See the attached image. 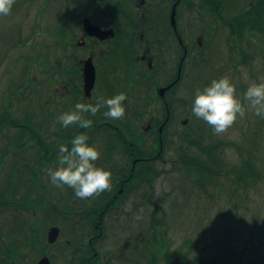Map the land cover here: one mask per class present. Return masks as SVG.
Wrapping results in <instances>:
<instances>
[{"label":"rangeland","instance_id":"obj_1","mask_svg":"<svg viewBox=\"0 0 264 264\" xmlns=\"http://www.w3.org/2000/svg\"><path fill=\"white\" fill-rule=\"evenodd\" d=\"M254 2L227 0L228 7L223 14L239 15ZM189 3L186 0L178 13V32L188 50L187 61L183 64L187 78L184 84L179 83L164 97L174 110L173 123L163 134V141L169 139L171 144L165 146L160 159L144 166L150 176L153 175L152 179L138 180L130 189L131 193L123 196L118 208L105 217L106 234L98 243L99 253L104 252L106 256L104 264H264V119L255 116L248 108L245 118L237 119L227 132L214 135L206 122L191 114L195 90L210 85L211 77H229L236 88L237 98L247 107L243 98L247 87L253 82L264 81V36L246 31L241 35V41L231 38L232 29L228 23L199 9L197 0H193L190 9ZM101 7L102 0H15L11 13L0 16V117L7 114L11 120L20 122L14 123L17 128L5 121L0 122V191L13 186L14 174L22 177L15 187L20 194L25 195L30 186L39 191L32 194V199L39 202V205L30 206L36 210L35 214L0 207V239L6 242L13 213L19 220L30 219L35 224L31 229L32 245L16 257V262L10 261L9 264H37L43 256L53 259V264H74L87 258H82L83 253H76L75 261L68 251L62 250L67 240H74L68 235L65 223V233H61L55 246L46 244L47 229L58 227L59 223L50 225L42 218V212L57 204L60 194L49 180V168L36 163L37 154L32 143L26 138L23 143H17V139L21 137L22 126L28 124L24 117L31 116L36 121L45 115L49 124L55 120L54 99L49 101L50 105L47 102L53 91L61 88V83L69 80L72 85L79 84L80 68L70 58V52L75 53V60L85 59V55L83 49L71 50V46L80 33L82 18H88L94 25L104 24ZM65 22L66 31L60 37L55 31ZM198 37L202 43L200 51L196 50ZM152 48L155 53L152 58H157L160 64L175 72L182 56L177 42L172 40L159 49ZM98 49L100 47L94 46L93 53ZM143 67L144 64H136L132 72L134 80L143 74ZM124 71L127 70L123 67L115 75L104 76L101 66L99 80L96 77L98 86L87 104L94 102L97 90L99 93L103 91L100 84L104 79L110 78L108 82L112 85L120 83L126 89L133 88L129 85L130 72L124 82ZM138 72L141 73L135 76ZM147 84L151 85V82ZM153 92V88L148 90L147 104L153 109L152 105L156 103V109H159L161 101L156 100ZM129 95L132 97V89ZM138 115L143 121L140 132L144 136V147L148 148L156 140L155 130L145 135L143 132H146L150 114L138 110ZM184 120L187 123L182 125ZM197 129L209 132L216 142H227V146L218 150L227 164L239 167L242 158L254 159L261 177L259 180L248 177L249 181H254L249 192L236 187L231 182L233 175L225 172L214 181L207 179L202 187H196L194 177L187 176L177 165L176 150L182 142L179 136H191L187 133ZM111 133L104 131V139ZM102 135L103 132L99 131L87 135L88 145L95 146L99 152L98 140ZM19 143L21 146L18 147ZM193 153L198 154L195 147ZM117 157L115 153L114 158ZM20 159L22 162L18 163ZM163 159L165 163L161 164ZM124 162L116 166L117 171L126 166ZM97 163L101 167L100 161ZM38 170V182L31 183L29 178ZM214 182L216 184L211 185ZM203 187L207 193L201 191ZM155 204L159 206L156 210ZM137 215L141 218L136 219ZM81 220L89 226L85 217ZM84 244V238L78 240L74 250H80Z\"/></svg>","mask_w":264,"mask_h":264},{"label":"trees","instance_id":"obj_2","mask_svg":"<svg viewBox=\"0 0 264 264\" xmlns=\"http://www.w3.org/2000/svg\"><path fill=\"white\" fill-rule=\"evenodd\" d=\"M186 0H182L181 5ZM189 3V9L192 6L193 0H188ZM197 5L199 6V9L203 10L207 14H211L212 17L215 19H221L229 24L230 28L232 29V32L229 33V36L231 38H235L238 41L242 40L241 35H243L246 31H249V33L252 35L254 33H259L264 36V0H255L254 3H251L247 9L244 11H240L241 14L237 15L233 14L230 16H226L223 14V10H225L228 7L227 0H197ZM157 12H152L153 21L155 23H158L156 20L157 16L155 15ZM66 22L64 24H61L58 27V30L55 31L56 35L60 36L63 35V33L66 31ZM131 24L134 23L131 21ZM176 25V22H175ZM155 28L150 27L148 30V33L154 32ZM238 33V34H233ZM264 38V37H263ZM148 39L150 40V46L155 45L157 48H159L162 44L165 42H160L159 37H156V34H151ZM174 42L176 43V40L173 38ZM118 49L114 51V55L111 56V58L114 60V64H111L109 61L108 64L105 65V69L107 71H111L114 68H117L119 61H123L125 65L128 67V64L132 62V58L127 57V55L130 53V37H118L116 40ZM201 48L196 47V50L200 51ZM188 54V50H187ZM246 58V57H245ZM246 60V59H245ZM244 61V59L241 61V63ZM160 63L158 61H154L153 68L151 71H146L145 73L141 74L140 77L137 80H134V86L133 88L140 92L147 83L151 82V85H154L155 81V87L160 88V86H167L172 84L176 80V71L175 72H167L166 76L162 78L161 80L158 78V69H159ZM182 76V83L184 84L186 81L185 77ZM213 80L214 77H211ZM128 80V75L125 76L124 82ZM170 83V84H169ZM178 83V82H177ZM177 83L171 88V90L177 86ZM74 89H72L73 91ZM170 90V91H171ZM111 98V95L108 94L105 97ZM52 96L48 100L47 104L50 105L49 101L52 100ZM84 103V98L82 97V93L80 91L73 92L72 99L69 101H62L60 104V109L56 107V118L64 112H69L73 109L74 105L77 103ZM43 103V102H42ZM40 104V103H39ZM95 103H93L94 105ZM125 107V117L123 120L119 119H109L103 115L105 111H107L106 108H101L100 111L95 115L91 116L88 113H84L83 115L87 119H91L93 121V124L90 128H81L77 125H71L68 128L62 127L56 120L51 122L50 124L45 120L41 121L42 119L34 121L33 117L26 116L24 117V120L27 121V125L22 126L21 128V137H18V142H22L24 138L26 140L28 139L29 142L32 143L37 158V163L41 166V164H44L47 160V154H49L50 151H55L53 154V159L55 163L57 164V157H58V150L57 147H59L61 144H64L71 148V140L72 138L79 134L84 133L88 135V132H101L102 129V122L107 120L108 123H110V126L112 123H115L118 127V130L112 129L110 126L104 127V131L112 132L109 134V137L107 136L104 139V148L101 153V157L105 158V163L110 165L111 161H114V154L122 156V161L127 159L129 162H131L133 159L137 157H142L146 155H159L163 154V150L167 144H171V141L168 139L165 142L163 141V137L158 136V131H155L156 140L151 143V145L148 148L144 147L143 142V134L140 132V129L142 128L143 121L140 119L138 115V110H135L133 107H127L126 104H123ZM164 111V109H163ZM166 113V111H164ZM166 115V114H164ZM53 116V114H52ZM113 120V121H112ZM9 123L10 125H14L13 128H17L14 123H20L19 121H15L14 119L11 120L7 114H4L0 117V122ZM169 122H173V118L168 120ZM44 122V123H43ZM56 122V125L53 127V124ZM162 127V126H161ZM200 127V126H199ZM44 128V129H43ZM47 129L51 131L50 134L45 133L43 134L44 130ZM116 132V133H115ZM187 134L191 135H181L179 136L180 140L182 141L181 144L178 146V149L176 150V156H177V165L186 172V175L189 177H194L193 181L195 186L202 187L204 182L207 179H209L211 182L214 181L216 178L221 177L223 172L225 174L233 175V178L231 182L236 185V187L240 186L243 187L244 191L249 192L250 187L253 186L254 181H249L248 177H252L253 179H258L261 177V170L258 169L255 165L254 159L249 157H244L241 159L240 166H232L230 164H227L222 157L218 154V150L223 146H227V142L222 143L220 141H215L211 139V134L207 132L204 129H197L196 131L188 132ZM194 136V138H193ZM19 143L18 147L21 146ZM23 143V142H22ZM194 147L198 150V154L193 153ZM193 149V150H191ZM201 155H204L206 157H201ZM153 161V160H152ZM22 162V160H18V163ZM98 160L95 162L96 166H98ZM145 161H139L136 164V168L140 165L142 169L146 172V174H143L140 176V180H146L150 181L152 176H150V171L145 170L144 165L146 163ZM100 166L102 167V162L100 161ZM37 164V165H38ZM38 165V166H39ZM226 169V170H224ZM228 169V170H227ZM111 172V183L112 188L110 191L103 192L104 195H107V200L110 202L108 203L107 211L104 213V216L107 217V215L113 211H115L118 208L119 203L118 200H121V196H117L116 198H113V194H118L119 186L121 184H124L122 182V179L125 178V176L128 174L126 171L122 174H119L116 168L109 169ZM39 176L32 174L29 178V181L31 183L38 182ZM132 179H137L136 176H132ZM12 180L14 181V184H12V187H7L3 189V191H0V207H3L4 209L10 210L15 209L16 212H24L28 215L35 214L36 210H32L30 208L31 205H34L39 202L32 199V194L38 193L39 191H36L29 187L28 192L25 195L20 194L18 191L15 190V187H18V182L22 180L21 174L19 175H13ZM216 183H212L211 185H215ZM40 185V184H39ZM21 188V185H19ZM214 187V186H213ZM61 191L66 192L69 194V197H72V199H76L77 206L83 205V202L86 201L85 199H78L76 198L73 189L71 188L70 191L67 188L61 189ZM201 191H204L207 193V190L205 187L202 188ZM117 192V193H116ZM108 193V194H107ZM126 193V192H125ZM123 193V195L125 194ZM78 199V200H77ZM80 201V203L78 202ZM94 203L92 204V210H93V222L97 221L96 216L101 211L102 206L95 203V200L92 199ZM85 204V203H84ZM105 208V207H104ZM60 218L52 220L54 224L60 223L64 221L65 214L59 213ZM50 217L49 212L45 213V220ZM106 219V218H105ZM10 228L8 229V242L4 239H0V264H9L10 261H17L16 257L18 258L24 250L28 249L30 247V244L32 245L34 241L33 232L31 229L34 228V222L30 219H21L16 216L15 213L11 216L10 221ZM88 224H91L88 222ZM51 225V224H50ZM42 244H43V237L41 238ZM55 246V245H54ZM52 246V247H54ZM34 247V246H31ZM151 247V246H150ZM149 247V248H150ZM40 250V249H39ZM38 251V249H37ZM38 253V252H37ZM16 255V256H15ZM21 259V258H20ZM51 264H53V259L50 260ZM89 264H96V262H91ZM206 264H211L207 262ZM262 264V262L260 263Z\"/></svg>","mask_w":264,"mask_h":264},{"label":"flooded vegetation","instance_id":"obj_3","mask_svg":"<svg viewBox=\"0 0 264 264\" xmlns=\"http://www.w3.org/2000/svg\"><path fill=\"white\" fill-rule=\"evenodd\" d=\"M176 1L177 0H102V7L100 9V12H102V15L104 16V24L101 21H100L101 22L100 25L97 24L100 29L104 30V40L102 41L96 38H93V37H89L85 33L83 25H82V20L84 18H82V20L80 21V27H81L80 33L78 35L77 40H75L74 43L72 44L71 50L72 49L76 50L78 48L80 50L83 49L82 53L85 55V59L75 60L76 59L75 53L70 52V58L73 60L74 64L79 65L80 82L78 85H72L69 83V80H66L63 83H61V88L53 91L52 98L54 99L53 106L55 107V110H56V107L60 109V104L62 103V101H69L70 99H72L73 92L75 93L77 91H80L82 93L84 102H86L87 104L88 99L92 98L93 96V91L96 86V77L99 80L101 66H103L104 68V76L105 75H115L117 71H119L121 68L124 67V70H127L123 72L124 78L127 75V73L130 72L129 85L134 86V78L132 76V72L136 64L138 63L144 64V67L146 68L144 69L143 67L142 72L145 73L146 71L149 72L152 70L154 61L159 62L157 58H152V56H154L155 53L151 50H153L152 47L155 45L150 46V40L148 39V37L153 33L156 34V37H159L160 42L172 43V40L174 38L177 44L179 45V47L182 49V56L179 60V63L176 69V78L179 79L177 81L178 83L177 82L176 83L177 85L181 83L182 76H184L183 64L187 61V48L183 45L182 34L179 35V32H178V29H179L178 13H179V7L181 6L182 0H180L175 7V22H176L175 29L170 24V14H171L172 6L175 4ZM165 7L168 8V10H166ZM154 11L157 12V14L155 15L158 18V23H155L153 21L152 12ZM131 21L134 23L133 25L131 24ZM150 27H154L155 31L148 33V30ZM121 36L130 37V53L127 55V57L132 58V62L129 63L127 67L123 61L122 62L119 61L117 68H114L109 72L105 69V65L108 64L109 61L111 62V64H114V60L111 58V56H113L114 51L118 49L116 40L118 37H121ZM162 45L159 48H161ZM94 46L100 47V49H98L95 54L93 53ZM159 48H156V49H159ZM61 49L62 51H64V53H66V50L64 49V47H61ZM184 53H185V57H184ZM88 58H91L94 68H95V83H94L93 90L91 91L90 97L85 98L83 95V91H82L83 89L82 67H83V62ZM179 66L181 67V70L178 76L177 73H178ZM167 72H172V71L168 70L165 67V65L160 64L158 73H157L158 78L161 80L162 78L166 76ZM140 73L141 72L136 73L135 76L139 75ZM109 80L110 78H108V80L104 79V82L100 84V87L103 91L99 93L97 90L96 96L93 98L94 100L93 103H96V99L98 96L105 98L106 95L108 94H110L111 97H113L121 92L126 93L127 99L123 101L122 104H126L127 107H133L135 108V110H139L140 112L150 114L147 119L148 124L145 128V131H147L146 134L150 133L153 130L155 131L157 130L158 136H161V138L164 137L163 134L165 132V129H167L168 126L171 123H173L171 119L173 118V112H174V110L171 109L169 104L164 101L165 100L164 97L166 93L171 92L170 91L171 88L176 83L172 85L170 89L165 91L162 97L159 96L158 91L169 85L160 86V88H156L155 81H154V85H146L141 90V93H140L141 95L138 94V91H136L134 88H130L132 89V97H131L129 95L130 89H126V87L122 86V84L120 83H116L112 85L111 83L108 82ZM150 88L154 89L155 93L153 92V96L154 94L157 96V99L156 98L155 99L161 101V103H159L160 104L159 109H156V106H157L156 103L152 105L153 109H150V106L147 104V99L149 98L147 92ZM72 89L74 90L72 91ZM163 109L164 111H166V113L163 111ZM45 119H46V116L42 115L41 121ZM169 119L171 122L168 121ZM55 125H56V122L53 124V127ZM102 125H103L102 126L103 130L101 131V133L103 132V135L98 140L99 141L98 146H99L100 151H102L104 148V127L110 126V123H108V121L105 120L102 122ZM110 127L114 129L115 131L118 130L117 129L118 126L115 123H112ZM159 128H162L161 132H159L160 131ZM45 133L50 134L51 131L45 129L44 134ZM57 150L59 151V147H57ZM54 153L55 151H50L49 154H47V160L44 164H41V167L52 168V169L57 167V164L55 163L53 159ZM161 156H162L161 154L159 155L151 154V155H146L142 157H137L133 159L131 162L129 161L124 162L121 160L122 156L118 155V157L114 158V162L111 163L110 165H107L104 163L106 161L105 158L99 159L98 161L102 162V167L106 170L116 167L119 163H123V162L127 163L126 166L124 165L123 168H120L118 170L119 174H122L124 170H128L126 171L128 174L125 176V178L122 179V182H124V184H121V186H119V190L122 189L121 195L123 198V193L127 191V193L124 195H129L132 191L130 189H133L135 187V183L138 180H140V176L143 174H146V172L144 171V169L140 167V165L138 166V168H136L135 163H138L139 161H145V162L151 161L150 163L156 162L158 159L161 158ZM150 163H146L144 166L149 165ZM164 163H165V159L162 160L161 164H164ZM39 173L40 172L38 170V172H36L34 175L39 176L40 175ZM132 176H136L137 179L131 180ZM40 186H42V184ZM64 188H67L69 191L71 189L67 186H65ZM56 189H57V192L60 194L57 200V204H52L51 208L45 209L42 212V218L45 219V213L49 212L50 217H48L46 220L49 221L51 225L55 226L56 224H54L52 220L60 218V215H59L60 212L65 214L64 221L60 222L57 227L58 237L61 236V233H65V224H66L68 228L67 230L68 235L74 238V240L73 241L67 240L65 245H63L62 250L68 251L70 253V257L74 258L75 261L77 258L75 256L76 253H83L82 258L87 257L78 262L76 261V263L74 264H83V263L89 264L91 262H96L98 264H104V259L106 256L104 255V252L99 253L98 243L104 240V237L106 234V230H105L106 223H105L104 213L107 211L108 203H110L107 200V195H104V193H102L99 196H96L90 199H85L86 201L83 202V205L79 204V207H78L76 199H72V197H69V194H67L64 191H61L60 188L56 187ZM121 195L113 194V198H116L117 196H121ZM92 199L95 200V203L102 206L101 211L96 216L97 221H94V222H93V219H94L93 210L91 209L92 204L94 203ZM78 202L80 203V201ZM121 202H117V203L120 204ZM119 204L117 205L119 206ZM158 208L159 206L155 204L154 209L156 210ZM81 217H85L86 221L91 224H89V226L85 224L81 220ZM83 238L85 240L84 246L80 250H74V246L76 242Z\"/></svg>","mask_w":264,"mask_h":264},{"label":"clouds","instance_id":"obj_4","mask_svg":"<svg viewBox=\"0 0 264 264\" xmlns=\"http://www.w3.org/2000/svg\"><path fill=\"white\" fill-rule=\"evenodd\" d=\"M15 0H0V16L11 13ZM247 107L236 96V88L229 77L213 79L210 85L195 90L191 106V114L201 119L212 129L214 135H221L234 125L237 119L245 118L250 108L253 114L264 119V81L251 83L243 94ZM127 99L126 93H119L111 98L98 96L96 103L77 102L69 112L61 113L57 122L64 128L77 125L90 128L91 119L84 113L95 116L101 108L107 111L103 115L109 119L123 120L125 107L122 102ZM89 137L84 133L75 135L71 140V148L61 144L57 157V167L49 168L47 175L52 185L63 189L72 188L76 198L90 199L99 196L112 188L111 172L96 166L101 153L95 146H89ZM141 217L137 215L136 219Z\"/></svg>","mask_w":264,"mask_h":264},{"label":"water","instance_id":"obj_5","mask_svg":"<svg viewBox=\"0 0 264 264\" xmlns=\"http://www.w3.org/2000/svg\"><path fill=\"white\" fill-rule=\"evenodd\" d=\"M179 1L180 0H177L175 2V4L172 6V10H171V14H170V24L174 29H175V7ZM82 25H83L85 33L89 37L97 38L100 41L104 40V30H101L96 25H92L87 18H84L82 20ZM197 45L199 47L201 46V38L200 37L197 40ZM184 57H185V53H184ZM184 57H183V59H184ZM183 59H182V61H183ZM180 70H181V67L179 66L178 73H177L178 76L180 74ZM178 80L179 79L176 78V80L173 84H171V85H169L163 89H160L158 91L159 96L162 97L164 92L167 91L168 89H170L172 87V85H174ZM94 82H95V69H94L91 58H88L83 62V67H82V84H83V94H84L85 98L90 97L91 91L94 87ZM186 123H187L186 120L181 122L182 125H185ZM120 193H121V190H120L119 194ZM57 237H58V229L55 227L50 228L48 230L47 237H46L47 242L49 244H53L56 241ZM10 264H15V263H10ZM37 264H49V259L47 257L43 256L42 258H40L38 260Z\"/></svg>","mask_w":264,"mask_h":264}]
</instances>
